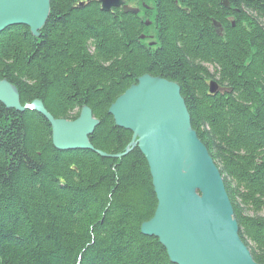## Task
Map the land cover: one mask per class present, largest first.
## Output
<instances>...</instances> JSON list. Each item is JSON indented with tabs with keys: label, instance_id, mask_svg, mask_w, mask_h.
Instances as JSON below:
<instances>
[{
	"label": "trees",
	"instance_id": "16d2710c",
	"mask_svg": "<svg viewBox=\"0 0 264 264\" xmlns=\"http://www.w3.org/2000/svg\"><path fill=\"white\" fill-rule=\"evenodd\" d=\"M126 2L140 12L51 0L40 36L24 25L0 33V79L22 104L40 99L70 120L90 106L91 142L121 154L59 150L42 114L0 102V264H175L141 231L158 205L150 167L138 147L124 154L133 133L109 113L145 74L180 85L240 236L264 264V0Z\"/></svg>",
	"mask_w": 264,
	"mask_h": 264
},
{
	"label": "water",
	"instance_id": "95a60500",
	"mask_svg": "<svg viewBox=\"0 0 264 264\" xmlns=\"http://www.w3.org/2000/svg\"><path fill=\"white\" fill-rule=\"evenodd\" d=\"M99 2L106 12L113 8L140 12L126 0ZM224 4L229 6L227 1ZM50 8L51 0H0V33L24 25L40 36ZM218 89L211 80L210 92ZM0 102L7 108L42 114L52 126L53 144L59 150L121 156L97 149L91 142L100 120L90 106H83L74 120L56 118L40 99L22 104L17 89L6 79H0ZM109 113L119 127L133 133L124 154L138 147L150 167L158 205L154 216L143 222L142 233L158 238L175 264H259L240 236L222 172L192 127L180 85L145 74L116 99Z\"/></svg>",
	"mask_w": 264,
	"mask_h": 264
},
{
	"label": "rangeland",
	"instance_id": "374dc122",
	"mask_svg": "<svg viewBox=\"0 0 264 264\" xmlns=\"http://www.w3.org/2000/svg\"><path fill=\"white\" fill-rule=\"evenodd\" d=\"M136 8H138V7H136ZM144 8H145V9H149V6L146 5V7H144ZM101 9H102V7H101ZM146 22H150V25H151V20H150V19L146 20ZM148 26H149V25H148ZM145 38H146V37H145ZM149 38H150V39H153V36L150 35ZM151 43L155 44V41H151ZM210 69H211V68H210Z\"/></svg>",
	"mask_w": 264,
	"mask_h": 264
}]
</instances>
